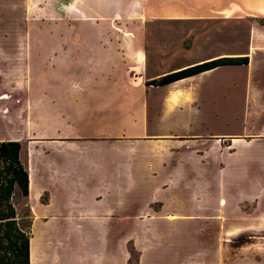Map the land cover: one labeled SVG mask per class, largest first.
Returning a JSON list of instances; mask_svg holds the SVG:
<instances>
[{"label": "crops", "instance_id": "obj_1", "mask_svg": "<svg viewBox=\"0 0 264 264\" xmlns=\"http://www.w3.org/2000/svg\"><path fill=\"white\" fill-rule=\"evenodd\" d=\"M10 1L21 9V0ZM40 1L26 0L30 12ZM44 3L53 20L46 61L29 43L0 44V141L20 142L28 173L30 264H129V246L136 264H264V240H227L264 229L258 192L237 195L225 187L248 174L264 177V0ZM136 5L152 23L217 20L223 27L148 29L133 20L115 27L116 17H135ZM237 22L247 31L231 26ZM221 57L247 62L152 83ZM44 64L63 87L44 98L28 89L27 98L31 111L46 112L38 124L50 135L8 136L2 85H12L17 100L30 70ZM218 73L227 76L215 81ZM220 82L238 91L218 92ZM248 146L258 150L252 157ZM248 159L255 165L249 172ZM247 200L255 201L251 211L240 206ZM203 227L216 233L196 239ZM137 228L174 234L128 240ZM118 229L127 236L115 237Z\"/></svg>", "mask_w": 264, "mask_h": 264}, {"label": "rangeland", "instance_id": "obj_2", "mask_svg": "<svg viewBox=\"0 0 264 264\" xmlns=\"http://www.w3.org/2000/svg\"><path fill=\"white\" fill-rule=\"evenodd\" d=\"M46 1V0H45ZM5 11L2 10V7L0 6V44L2 45H14V44H27L35 46V49L33 47V51L35 50V56H39L41 60L46 61L47 60V36H46V30L47 28L53 27V20L50 18V12H48L47 4L43 1H40L38 5H40V8H38V5L36 6V12H30L28 9V5L26 3V0H21V9L19 8L17 11L14 10L12 5V1L6 0L5 1ZM8 5V6H7ZM135 17H116V23L119 28H126L128 24L133 25L132 20L135 21V27L137 28H148V29H167V30H174V29H207V28H218L223 27L221 21H184L182 24L179 22H174L171 20L166 21H156V22H150L145 21L144 14L142 11V5H136L135 6ZM49 13V15H48ZM130 21V23L128 22ZM232 27L239 28L242 31H247L248 24L240 23V25L235 23L234 25L231 24ZM59 27V26H58ZM16 30H20L22 32V37L20 36H9L13 35ZM27 33H30V36L27 35ZM22 41V42H21ZM29 41V42H28ZM152 55V54H150ZM7 73H10V70H7ZM227 75L224 73H218L215 75V81L218 80H224ZM30 78V85H23L22 90L19 89L20 93L17 96V100L14 98L16 91L12 85L9 83L2 85V88L4 90V97H5V115L8 118H11L9 121V125L6 128L5 133L10 135H16L21 138V140L30 139L27 136L29 135H42L44 136V139H48L49 132L47 131L46 124H38L39 120H43L45 122L46 118V112L37 110V111H31L30 110V103L27 98V91L30 89V93L34 97H45L44 95L53 93V91H57L58 89H62V85L59 84V80H56V75L52 72V70H49L46 68V65L44 64L43 67L36 68L34 70H30V73L27 76ZM9 80V77L7 76V81ZM222 83V82H220ZM218 92H221L223 94H229L232 92H237L238 90L235 88V86L229 84V83H222L215 85ZM21 98V99H20ZM36 105H43L46 103L45 101H35ZM34 112V114H32ZM15 120V121H14ZM16 123V124H15ZM194 124H191V127ZM199 125H203L202 123ZM209 127H215L217 125L216 121H210L208 124ZM204 127V126H203ZM202 127V128H203ZM193 128V127H192ZM33 133V134H32ZM26 141V140H25ZM24 141V142H25ZM247 154L248 157H252L258 150L253 146L247 147ZM262 151H264V147L262 148ZM252 161L248 159V172L251 168H254L255 165L251 164ZM1 166V163H0ZM261 180V181H260ZM258 181H255V179L251 176H249L244 180L241 181L240 184H232L230 181L225 184L226 189L231 188V191L236 193L237 195H240L242 192L244 193H253L254 191L258 192V196L261 198L260 201L262 202V205L264 206V177L261 178ZM187 183L190 182H184V186H186ZM216 183V182H214ZM230 183V185H229ZM230 186V187H229ZM245 186V187H244ZM216 189V188H215ZM12 203L14 204L15 210H16V218L18 220V223L21 227L24 229H29L31 232L30 222H31V212L28 207V201L25 199V195L22 194L21 190L18 189V187L14 190ZM259 199V198H258ZM255 204V201H244L240 204L242 210L244 211H251L252 206ZM160 205L159 201H156L155 204L152 205L153 208H158ZM41 227L38 229V232H40ZM134 234L129 237L128 240H157L158 236L162 234V232H165L167 236H171L174 234V229H142L137 228L135 230H131ZM196 239L199 240H209L213 237V234L216 233V231L208 228H199L196 229ZM214 231V232H213ZM128 233V230L126 229H118L113 231V235L119 238L126 237ZM163 233V234H165ZM167 237V238H168ZM169 239V238H168ZM227 240H264V229L262 230H253L248 229L244 230L238 234H234V236L227 238ZM130 248V258H129V264H136L138 260L137 251Z\"/></svg>", "mask_w": 264, "mask_h": 264}, {"label": "trees", "instance_id": "obj_3", "mask_svg": "<svg viewBox=\"0 0 264 264\" xmlns=\"http://www.w3.org/2000/svg\"><path fill=\"white\" fill-rule=\"evenodd\" d=\"M246 62V57L216 58L166 74L152 83L161 85L220 65ZM20 147L19 141H0V264H30L31 232L19 225L12 203L15 188L28 194V173L19 157Z\"/></svg>", "mask_w": 264, "mask_h": 264}]
</instances>
